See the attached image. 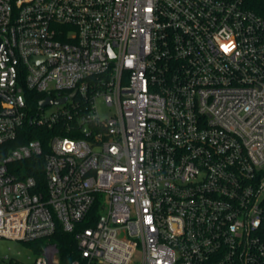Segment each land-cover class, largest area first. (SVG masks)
<instances>
[{"label":"built area","instance_id":"2783aa9c","mask_svg":"<svg viewBox=\"0 0 264 264\" xmlns=\"http://www.w3.org/2000/svg\"><path fill=\"white\" fill-rule=\"evenodd\" d=\"M58 229L71 264H264L248 0H0V243L25 249L0 264H61Z\"/></svg>","mask_w":264,"mask_h":264},{"label":"trees","instance_id":"16d2710c","mask_svg":"<svg viewBox=\"0 0 264 264\" xmlns=\"http://www.w3.org/2000/svg\"><path fill=\"white\" fill-rule=\"evenodd\" d=\"M248 7L257 15L264 17V0H248ZM36 97L42 98L43 95H37ZM37 103V101H36ZM38 136L31 134L27 137L28 140L36 139ZM30 170L26 175L38 176L36 170H32V167L36 165V159H31L29 162ZM43 174V159L40 158V173ZM97 217V212H92L89 220H85L79 225V228L89 227L93 225L94 219ZM51 241L57 246L59 250V258L61 264H71L76 258L79 257L77 249V240L75 234L64 233L61 229H58L56 234L52 237ZM34 246V245H33ZM36 247V246H35Z\"/></svg>","mask_w":264,"mask_h":264},{"label":"rangeland","instance_id":"374dc122","mask_svg":"<svg viewBox=\"0 0 264 264\" xmlns=\"http://www.w3.org/2000/svg\"><path fill=\"white\" fill-rule=\"evenodd\" d=\"M48 110L51 111V108L49 107ZM0 251L3 255L4 254H10L11 255V254H16L18 252L24 253L25 249L21 245L15 243V242L2 241L0 243Z\"/></svg>","mask_w":264,"mask_h":264},{"label":"water","instance_id":"95a60500","mask_svg":"<svg viewBox=\"0 0 264 264\" xmlns=\"http://www.w3.org/2000/svg\"><path fill=\"white\" fill-rule=\"evenodd\" d=\"M65 101H66L65 99H61V100L54 102V101L50 100L49 98H46L45 100H43L41 102V105L46 106V105H53V104H57V103L63 104V103H65Z\"/></svg>","mask_w":264,"mask_h":264},{"label":"snow or ice","instance_id":"6c2138e0","mask_svg":"<svg viewBox=\"0 0 264 264\" xmlns=\"http://www.w3.org/2000/svg\"><path fill=\"white\" fill-rule=\"evenodd\" d=\"M227 50V49H226Z\"/></svg>","mask_w":264,"mask_h":264}]
</instances>
